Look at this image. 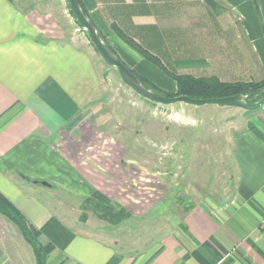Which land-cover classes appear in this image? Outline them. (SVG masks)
I'll list each match as a JSON object with an SVG mask.
<instances>
[{"label":"crops","instance_id":"crops-1","mask_svg":"<svg viewBox=\"0 0 264 264\" xmlns=\"http://www.w3.org/2000/svg\"><path fill=\"white\" fill-rule=\"evenodd\" d=\"M79 2L106 45L162 90L175 93L176 82L160 66L223 82L264 79V17L255 0ZM109 68L67 0H0V192L50 247L45 264H264V104L208 108L229 137L228 191L186 189L176 206L156 212L157 197L141 210L142 195H156L160 177L142 166L151 158L138 154V132L115 114L93 119L112 96ZM194 107L182 111L193 116ZM161 174L162 196L171 201L172 172ZM62 195L102 204L110 211L104 226L68 218ZM126 211L154 213L143 248L133 252L121 250L109 228ZM159 214L168 223L157 222Z\"/></svg>","mask_w":264,"mask_h":264},{"label":"rangeland","instance_id":"rangeland-1","mask_svg":"<svg viewBox=\"0 0 264 264\" xmlns=\"http://www.w3.org/2000/svg\"><path fill=\"white\" fill-rule=\"evenodd\" d=\"M109 69L111 78L115 79L113 82L112 79L110 81L109 91L112 96L108 98L105 106L103 104L98 110H94L93 119L97 120L101 115H104V112L108 116L115 114L116 117L111 116V118H115L126 126H132V130L129 129L132 133L138 132L135 137V140H138L137 143L140 144L141 151L138 154L145 159L151 158L149 163L142 162L144 163L142 166L153 172H158L156 175L160 177L156 180V195H142V203H139L141 210L148 209L151 202L154 205L155 199L159 197L162 200L160 202L157 200L156 212L163 210L166 205L176 206L177 202L184 198L186 189L191 192L199 189L204 190L217 197H219V193H224L225 189L228 191L231 173V148L228 144V133L224 130L221 121L220 128L219 124H215V127L213 115L211 113L207 115L208 108L216 106L211 104L196 106L199 108H197L198 111H204V113H199L196 110L195 115L187 114V116L182 108L190 109L194 107L193 105L186 106L182 103L161 105L147 102L126 87L119 80L118 74L113 68ZM202 116L204 120L198 121V118H202ZM165 157L169 159V163L165 164ZM164 172L169 175L172 172L171 178H167V181L171 184L173 191L177 192L171 201L168 199V195L162 196L164 189L162 184L165 182V176L161 173ZM151 181L153 180L151 179ZM141 183L146 187L149 185V182L144 179ZM160 183H162L161 186H159ZM56 198V196H52L54 200L52 202L56 203ZM81 199L78 196L62 195L60 200L63 201L61 204L63 211H60L64 215H68V218L81 217L87 219L89 223L104 226V217L106 214H110V211L104 214V206L93 198L89 199L90 202L87 201L86 204L81 202ZM166 199L167 203H165ZM80 206L84 210H87L88 207L93 208V211H76L74 209ZM133 207H137V204ZM100 208L102 209L100 210ZM152 213L147 212L146 217H140L126 211L124 215L117 216L116 221L113 220L112 223L115 225L109 224L111 231H114V238L122 241L119 245L121 250L133 252V249L143 248L150 229L154 227L155 220H151L149 217ZM177 215L181 216L180 212ZM123 216L126 217V220H128L127 217H131L128 221H124L121 219ZM161 220L168 223L165 214H162L156 221ZM164 223L162 226H165ZM133 241L141 245L135 246ZM0 264H36L32 247L23 238L16 225L2 214H0Z\"/></svg>","mask_w":264,"mask_h":264},{"label":"trees","instance_id":"trees-1","mask_svg":"<svg viewBox=\"0 0 264 264\" xmlns=\"http://www.w3.org/2000/svg\"><path fill=\"white\" fill-rule=\"evenodd\" d=\"M108 48L112 51V49L109 46ZM142 53L149 60L160 66L157 59H155L146 52H142ZM160 68L175 80L176 82L175 93L160 89L158 86L151 83L148 79L137 74L132 69L130 68L129 69L136 75V77L146 88L152 89L166 97L186 95L190 98L204 99V98L226 97L243 92L246 94V100L248 102L253 103L259 100L264 95V92L262 90L264 88V79L259 82H255V81L223 82L215 77H194L188 74H173L168 72L162 66H160ZM0 214L4 215L8 220H10L14 225H16V227L22 234L23 238L32 247L36 259V264H45L46 255L49 252L50 247H48L47 245L44 246L38 241L37 238L39 236V233L37 232V230L33 229L28 224L26 218L20 212V210L10 200H8L1 192H0Z\"/></svg>","mask_w":264,"mask_h":264},{"label":"water","instance_id":"water-1","mask_svg":"<svg viewBox=\"0 0 264 264\" xmlns=\"http://www.w3.org/2000/svg\"><path fill=\"white\" fill-rule=\"evenodd\" d=\"M67 2L73 18L78 23L79 27L87 34L92 46L104 63L112 67L117 72L121 82L142 99L161 105L182 103L202 106L211 104L220 107H237L245 110H255L264 104V95L259 100L252 103L246 100V94L243 92L226 97L196 99L186 95L166 97L152 89L146 88L125 63L108 48L97 28L84 14L79 0H67ZM255 2L264 17V0H255ZM262 90L264 92V88ZM41 183L48 185L45 181H41Z\"/></svg>","mask_w":264,"mask_h":264}]
</instances>
